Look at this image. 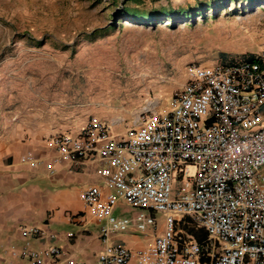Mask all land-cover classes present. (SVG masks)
<instances>
[{
  "label": "built area",
  "instance_id": "1",
  "mask_svg": "<svg viewBox=\"0 0 264 264\" xmlns=\"http://www.w3.org/2000/svg\"><path fill=\"white\" fill-rule=\"evenodd\" d=\"M50 147L46 160L27 152L20 164L52 176L102 162L104 191L88 186L79 200L103 242L131 223L144 232L156 225L152 214L165 215L150 245H105L98 264H264V45L251 61L188 66L168 107L123 134L92 118L79 137H56ZM119 204L136 211L133 220L113 215ZM181 219L205 231L206 240L182 237ZM18 230L23 246L13 257L43 264L61 256L56 248L30 249L41 230Z\"/></svg>",
  "mask_w": 264,
  "mask_h": 264
},
{
  "label": "rangeland",
  "instance_id": "2",
  "mask_svg": "<svg viewBox=\"0 0 264 264\" xmlns=\"http://www.w3.org/2000/svg\"><path fill=\"white\" fill-rule=\"evenodd\" d=\"M135 1L0 0V65L8 62L14 69L24 54L30 60L43 55L38 57L45 60L37 63L46 78L57 77L55 85H89L94 98L102 90L110 105L128 111L161 97L162 111L185 82L188 66L238 63L264 45V0ZM129 9L149 17L174 14L140 24L127 17L124 10ZM18 53L21 60H16ZM116 132L123 134L124 126ZM119 211L129 218L136 215L127 207ZM152 216L155 227L139 236L143 246L163 229L165 215ZM192 228L181 219L177 230L192 237Z\"/></svg>",
  "mask_w": 264,
  "mask_h": 264
},
{
  "label": "crops",
  "instance_id": "3",
  "mask_svg": "<svg viewBox=\"0 0 264 264\" xmlns=\"http://www.w3.org/2000/svg\"><path fill=\"white\" fill-rule=\"evenodd\" d=\"M22 55L16 54V60H21ZM28 56L24 54V61L14 69L8 62L0 65V264H30L27 258L11 255L23 246L18 230L22 227L42 232L40 238L29 240L30 249L61 251V256L48 258L43 264H98V255L105 245H120L132 251L147 247L163 229L154 234L147 246L139 240L145 233L133 223L126 232L103 242L100 225L84 210L79 200L82 189L97 186L104 191L98 173L101 161L82 162L76 170L59 168L50 176L42 166L29 169L20 164L19 158L31 152L35 159L46 160L54 153L50 147L52 139L79 137L92 118L111 126L115 134H121L116 131L122 126L126 132L139 126L143 116L157 113L161 97L149 100V91L145 90L148 102L128 111L123 106L110 105L102 90L94 98L89 85L81 88L62 80L55 85L57 77L46 78L44 66L37 63L45 60L43 55L31 60ZM184 76L186 82V71ZM117 207L113 215L125 216L117 212Z\"/></svg>",
  "mask_w": 264,
  "mask_h": 264
},
{
  "label": "trees",
  "instance_id": "4",
  "mask_svg": "<svg viewBox=\"0 0 264 264\" xmlns=\"http://www.w3.org/2000/svg\"><path fill=\"white\" fill-rule=\"evenodd\" d=\"M129 1H131V0H129ZM124 12L126 13L127 17H129L131 19V21H134V22H137V23H140V24H146V23H150V22H154V21H160V19H162V18H166L167 19L169 17L170 13L172 15L174 14L172 11L169 12V14L153 12V13L150 14V17H149V16L146 15L145 12H140V11H138L136 9L124 10ZM186 19H189V18L187 17ZM252 59H253V55H246V56L242 57L241 62L251 61ZM238 63H240V62H238ZM233 64H236V63L232 61L231 63L224 64V65H233ZM188 233L198 243L204 242L206 240V238H207V235H206L205 231H203L202 229L195 228V227H193L192 229H189Z\"/></svg>",
  "mask_w": 264,
  "mask_h": 264
},
{
  "label": "bare ground",
  "instance_id": "5",
  "mask_svg": "<svg viewBox=\"0 0 264 264\" xmlns=\"http://www.w3.org/2000/svg\"><path fill=\"white\" fill-rule=\"evenodd\" d=\"M137 79V78H136ZM135 80V79H134ZM134 82V81H133ZM137 86H138V84H137Z\"/></svg>",
  "mask_w": 264,
  "mask_h": 264
}]
</instances>
